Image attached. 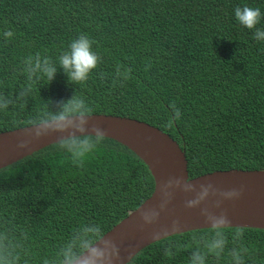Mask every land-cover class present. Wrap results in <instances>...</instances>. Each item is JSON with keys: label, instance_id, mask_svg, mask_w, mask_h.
I'll return each instance as SVG.
<instances>
[{"label": "trees", "instance_id": "1", "mask_svg": "<svg viewBox=\"0 0 264 264\" xmlns=\"http://www.w3.org/2000/svg\"><path fill=\"white\" fill-rule=\"evenodd\" d=\"M259 8L249 29L238 6ZM132 24L133 30L125 31ZM264 0H0V132L87 113L147 121L184 149L191 177L264 169ZM11 32L8 36L6 33ZM87 36L98 56L71 82L58 57ZM56 68L47 78L45 68ZM97 144L81 158L70 141ZM148 165L100 135L62 140L0 169V264H71L151 196ZM213 227L155 241L127 264H264V229ZM237 232L240 235H237ZM87 244H82L83 239Z\"/></svg>", "mask_w": 264, "mask_h": 264}, {"label": "water", "instance_id": "2", "mask_svg": "<svg viewBox=\"0 0 264 264\" xmlns=\"http://www.w3.org/2000/svg\"><path fill=\"white\" fill-rule=\"evenodd\" d=\"M84 135L110 137L127 146L144 160L155 180L151 196L90 246L105 258L103 264H127L151 243L213 227V219L221 215L228 219L222 227L264 229V169L233 168L191 177L179 142L160 127L136 118L72 114L60 126L54 118L2 131L0 169L47 146ZM144 214L153 216L151 223L144 220ZM81 264L90 261L85 258Z\"/></svg>", "mask_w": 264, "mask_h": 264}, {"label": "clouds", "instance_id": "3", "mask_svg": "<svg viewBox=\"0 0 264 264\" xmlns=\"http://www.w3.org/2000/svg\"><path fill=\"white\" fill-rule=\"evenodd\" d=\"M226 3H237L240 0H222ZM234 15L238 22L249 28H254L259 22L261 12L259 8H253L250 6H238L234 9ZM133 30L132 24L128 27H125V31ZM6 35L11 36L12 33L8 32ZM255 38L257 40L264 41V29H256ZM59 64L64 68L67 73L69 80L71 82H81L88 79L89 74L97 66L98 56L92 48V42L85 35H80L77 38H74L66 51H64L58 57ZM47 78L51 80L56 72V68L53 66H47L45 68ZM71 111H78L80 115H85L89 111L84 101L80 100L74 104L66 105L65 113ZM65 121V115L57 117L58 126L62 125ZM70 145L75 146V151L73 152L74 158H81L85 153L90 152L96 146V142L91 139H84L80 141H70ZM211 185L209 184V187ZM207 193V188H205V194ZM235 194V193H233ZM231 195V194H230ZM153 219L152 215L144 214V220L151 223ZM213 231L215 233V238L208 245V250L210 252H221L224 249L226 240L224 236L223 225L228 223L226 215H221L213 219ZM237 235H240L237 232ZM82 244H87V239H83ZM97 249L102 248V245H96ZM87 258L90 261V264H103L105 258L98 252H94L92 247L87 248V250L79 257L76 261V264H81ZM191 264H205V256L200 253H194L191 259ZM236 264H241V257L237 255Z\"/></svg>", "mask_w": 264, "mask_h": 264}]
</instances>
